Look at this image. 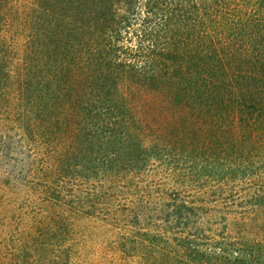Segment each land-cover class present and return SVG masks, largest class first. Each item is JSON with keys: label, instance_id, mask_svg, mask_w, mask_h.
Segmentation results:
<instances>
[{"label": "trees", "instance_id": "obj_1", "mask_svg": "<svg viewBox=\"0 0 264 264\" xmlns=\"http://www.w3.org/2000/svg\"><path fill=\"white\" fill-rule=\"evenodd\" d=\"M0 165V264H264V0H0Z\"/></svg>", "mask_w": 264, "mask_h": 264}, {"label": "rangeland", "instance_id": "obj_2", "mask_svg": "<svg viewBox=\"0 0 264 264\" xmlns=\"http://www.w3.org/2000/svg\"><path fill=\"white\" fill-rule=\"evenodd\" d=\"M21 1L31 3L32 0ZM4 170L5 167L0 165V171ZM123 190H125V188ZM13 193L16 197H23L25 194H28V190L17 186L13 189ZM121 201L118 203V207L120 209H122L123 205L126 204V202H123V199H121ZM260 218L264 221V216H260ZM259 220L260 219L257 221ZM255 227H257V225H255ZM252 234L253 237H260L259 235L264 233L254 229ZM84 235L86 236L85 242L80 246L78 259L75 261V264H107L108 262L115 263L118 261L119 255L117 254V251L113 249L114 246H111V244L106 241L112 237L111 235H113V231L107 227L106 222L98 220H94V222H87L85 225Z\"/></svg>", "mask_w": 264, "mask_h": 264}]
</instances>
